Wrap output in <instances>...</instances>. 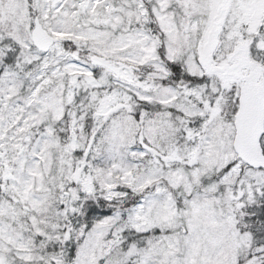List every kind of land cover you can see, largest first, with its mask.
<instances>
[{"label": "snow or ice", "instance_id": "1", "mask_svg": "<svg viewBox=\"0 0 264 264\" xmlns=\"http://www.w3.org/2000/svg\"><path fill=\"white\" fill-rule=\"evenodd\" d=\"M0 264H264V0H0Z\"/></svg>", "mask_w": 264, "mask_h": 264}]
</instances>
